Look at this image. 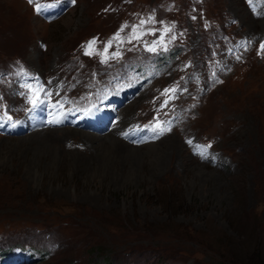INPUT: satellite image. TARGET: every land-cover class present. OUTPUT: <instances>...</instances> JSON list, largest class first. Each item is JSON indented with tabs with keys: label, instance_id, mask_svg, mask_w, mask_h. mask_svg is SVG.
<instances>
[{
	"label": "rangeland",
	"instance_id": "rangeland-1",
	"mask_svg": "<svg viewBox=\"0 0 264 264\" xmlns=\"http://www.w3.org/2000/svg\"><path fill=\"white\" fill-rule=\"evenodd\" d=\"M38 2L0 0V264H264V0ZM149 18L141 40L113 43L121 58L85 55ZM154 117L171 131L156 138ZM123 118L120 140L160 150L131 157V183L67 156L29 173L34 131L101 135Z\"/></svg>",
	"mask_w": 264,
	"mask_h": 264
},
{
	"label": "bare ground",
	"instance_id": "bare-ground-1",
	"mask_svg": "<svg viewBox=\"0 0 264 264\" xmlns=\"http://www.w3.org/2000/svg\"><path fill=\"white\" fill-rule=\"evenodd\" d=\"M55 105L57 106V104ZM57 110V107L51 106L50 111L54 116L53 119L58 117ZM64 113L62 114L65 115L69 112ZM127 123L128 121L123 118L117 127L101 135H93L74 127H56L34 131L26 140L29 143L30 151L33 152L29 163V173L37 174L38 158L41 156L45 158L41 164L44 170L59 168L62 159L67 156L74 171L79 169L85 171L86 175L91 178L108 173L116 181L117 189L122 188L137 177L135 166L137 164L131 161L132 156L140 157L148 153L156 160L160 154L156 144L147 145V150H139L120 140L118 138L119 131L122 132ZM75 146L80 147V150ZM91 165H96V168L93 169ZM126 165H128L127 168H125Z\"/></svg>",
	"mask_w": 264,
	"mask_h": 264
},
{
	"label": "snow or ice",
	"instance_id": "snow-or-ice-1",
	"mask_svg": "<svg viewBox=\"0 0 264 264\" xmlns=\"http://www.w3.org/2000/svg\"><path fill=\"white\" fill-rule=\"evenodd\" d=\"M73 3H75V0H72ZM29 3H35V11L37 13L42 12L46 6L41 5L38 0H29ZM154 22V20L152 18H149L148 21H144L141 20L140 21V25H134L132 26V30L131 33H129L126 37H121V33L124 32L125 28L129 27L128 25H123L119 31L117 33H115L113 35V37H111L107 42L104 43V47H103V51H97L96 49V43L97 40L94 38L93 40H90L87 45L85 46V55H98L100 56V62L101 63H107L108 60L110 59H119L122 56V51L120 50V48L118 47L116 49V51L109 53V49L112 48L113 43L114 42H118L119 44H123L125 42L127 43H132L133 40H141L144 33L139 31V28L144 25L145 23H152ZM172 29L171 28H165L164 32H170ZM154 34V33H153ZM173 39H175V37L173 36ZM157 41H153L151 46H148V50L149 51H156V46H157ZM160 44L163 43V36H161ZM262 50H264V45L261 46ZM166 50V47H165ZM29 90H30V95L28 97V101L29 103L32 104L33 108H36L38 105L45 103V101L40 99V91L41 89L37 88V89H32L31 86L29 85ZM177 91L176 87H172L170 89H164V91L161 93L162 96H167V99L164 100L163 104L161 105V107H165L167 106V104L169 103L170 100L175 99V93ZM169 93H171V95H168ZM46 96L51 97L52 93L51 92H45L44 93ZM58 94V93H57ZM62 106V105H61ZM53 107H56V105H53ZM6 119L7 120H11V117H8L6 114ZM0 119H4V117H0ZM154 120L156 121L155 123L152 124L150 130L154 133H156V138L159 137V135H163L164 132L166 131H171V127H164V124H171L170 121L168 122H163V121H159L158 118L154 117ZM51 123H59L58 120H54L51 121ZM15 126V125H13ZM146 128H148V125H145ZM127 135V134H125ZM189 144H192L193 142L191 140L188 141ZM211 144L208 145H195V149L198 151V153L201 155L202 158H207V150L209 148H211Z\"/></svg>",
	"mask_w": 264,
	"mask_h": 264
},
{
	"label": "trees",
	"instance_id": "trees-1",
	"mask_svg": "<svg viewBox=\"0 0 264 264\" xmlns=\"http://www.w3.org/2000/svg\"><path fill=\"white\" fill-rule=\"evenodd\" d=\"M105 264H108V263H105Z\"/></svg>",
	"mask_w": 264,
	"mask_h": 264
}]
</instances>
